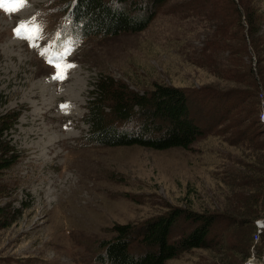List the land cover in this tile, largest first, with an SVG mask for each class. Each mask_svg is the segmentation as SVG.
Masks as SVG:
<instances>
[{
  "label": "rangeland",
  "instance_id": "374dc122",
  "mask_svg": "<svg viewBox=\"0 0 264 264\" xmlns=\"http://www.w3.org/2000/svg\"><path fill=\"white\" fill-rule=\"evenodd\" d=\"M152 2L125 3L140 20L153 17L145 30L68 47L78 68L55 85L48 82L57 58L50 32L76 34L59 10L63 0H26L12 12L0 8V108L17 116L6 141L20 156L0 175V264H109L103 246L120 226L139 229L172 208L224 206L227 172L247 162L245 140L242 146L231 141L250 124L242 121L248 110L255 111L252 118L262 112L264 0H167L156 8ZM33 17L46 39L40 51L35 39L28 44L13 37L17 25ZM105 77L120 92L144 95L158 85L183 90L203 136L188 149L92 142L87 116ZM34 88L37 98L27 95ZM111 111L104 107L121 133L142 132L138 118L125 128ZM158 135L151 131L149 138ZM232 232L212 249L183 252L167 264H264V218L255 222L251 242L246 231ZM130 248L144 253L138 243Z\"/></svg>",
  "mask_w": 264,
  "mask_h": 264
},
{
  "label": "trees",
  "instance_id": "16d2710c",
  "mask_svg": "<svg viewBox=\"0 0 264 264\" xmlns=\"http://www.w3.org/2000/svg\"><path fill=\"white\" fill-rule=\"evenodd\" d=\"M166 1L154 0L151 6L161 7ZM126 2L63 0L59 10L67 14L72 26L85 39L145 30L153 17L140 20L132 14V4L127 6ZM140 5L133 6L135 12L141 11ZM144 7L147 9V4ZM105 78L98 85L95 101L90 102V115L87 116V121L93 126L89 137L92 142L106 146L140 145L158 150L188 149L203 136L202 126L197 125L191 117L188 95L183 90L158 85L144 95L128 89L120 92L114 89L112 79ZM236 93L233 94L239 97ZM107 105L112 108V116L120 126L123 124L126 128L127 124L138 118L142 123V132L121 133L117 125L107 119L104 112ZM143 111L148 112L149 116L141 115ZM254 113L251 109L247 111L242 121H249L250 124L245 126L244 123L243 129L238 130L231 141L234 146H239L245 140L247 162L227 172L228 195L223 207L202 212L172 208L139 229L129 225L120 226L117 236L104 243V261L109 264H167L183 252L212 249L213 245L218 244L217 238L233 235L235 229L246 231L249 240L247 238L245 241L251 242L255 222L264 218V130L260 126L259 114L251 117ZM16 121L15 114L3 113L0 108V175L20 159L18 151L10 145L11 140L6 141L7 133ZM151 131L159 132V135L149 138ZM176 230L180 234L177 239ZM131 243L141 245L144 253L131 252Z\"/></svg>",
  "mask_w": 264,
  "mask_h": 264
},
{
  "label": "snow or ice",
  "instance_id": "6c2138e0",
  "mask_svg": "<svg viewBox=\"0 0 264 264\" xmlns=\"http://www.w3.org/2000/svg\"><path fill=\"white\" fill-rule=\"evenodd\" d=\"M26 3V0H0V8H3L5 11L12 12L18 10L20 7H22ZM11 5V6H9ZM35 20V17H33V22ZM14 35H16L18 38H25L28 40H34L39 32V26L35 25L34 23L24 22L22 21L20 24L17 25V27L13 30ZM42 55L45 53L42 52ZM49 63L51 64L52 61L49 58ZM73 65H60L55 64L54 67L57 69V75L54 76V79H63V68L64 67H72ZM62 107H68L67 105H63Z\"/></svg>",
  "mask_w": 264,
  "mask_h": 264
},
{
  "label": "bare ground",
  "instance_id": "6f19581e",
  "mask_svg": "<svg viewBox=\"0 0 264 264\" xmlns=\"http://www.w3.org/2000/svg\"><path fill=\"white\" fill-rule=\"evenodd\" d=\"M35 41H37L38 43H42L43 42V39H42V36H41V34L39 33L38 34V36L35 38ZM28 44H32V40H28ZM14 45L16 46L17 45V43H15L14 42ZM35 49V48H34ZM69 60H71V61H74V57H72L71 59H69ZM67 71L68 70H64L63 71V75H65L66 73H67ZM48 82H50V83H54V84H51V85H55L57 82H55L54 81V79H48ZM66 82V81H65ZM36 90H38V88H34L31 92H29L27 95H29V96H32L33 98H37V96H39V93H37L36 92ZM82 91V90H81ZM45 92V91H44ZM50 100V99H49ZM46 101V100H45ZM54 101V100H53ZM68 101H71V106L73 107L74 106V103H75V101H73V100H68ZM61 104V103H60ZM59 104V105H60ZM69 104V103H68ZM44 106H46V105H44ZM78 106V105H77ZM76 110V109H75ZM71 111H73L72 109H70V108H68V109H66L65 110V112L66 113H69V112H71ZM34 127L36 128V130H40V129H38V125H34ZM44 129V128H43ZM35 130V129H34ZM33 131H31L30 133H29V135H31L32 136V133ZM39 143H41V144H43L42 143V141L40 140V141H38ZM45 148H47V146H45L44 144L41 146V149H45ZM46 150V149H45ZM48 150V149H47ZM45 160L46 159H48V158H44ZM48 160H50V159H48Z\"/></svg>",
  "mask_w": 264,
  "mask_h": 264
},
{
  "label": "built area",
  "instance_id": "2783aa9c",
  "mask_svg": "<svg viewBox=\"0 0 264 264\" xmlns=\"http://www.w3.org/2000/svg\"><path fill=\"white\" fill-rule=\"evenodd\" d=\"M259 122H260V126H261L262 130H264V101H263V105H262V112L259 116Z\"/></svg>",
  "mask_w": 264,
  "mask_h": 264
}]
</instances>
